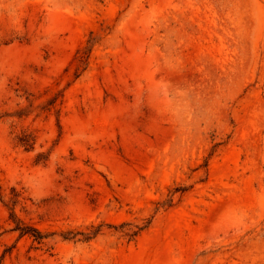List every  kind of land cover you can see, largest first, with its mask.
I'll return each instance as SVG.
<instances>
[{
	"label": "rangeland",
	"instance_id": "rangeland-1",
	"mask_svg": "<svg viewBox=\"0 0 264 264\" xmlns=\"http://www.w3.org/2000/svg\"><path fill=\"white\" fill-rule=\"evenodd\" d=\"M0 264H264V0H0Z\"/></svg>",
	"mask_w": 264,
	"mask_h": 264
},
{
	"label": "trees",
	"instance_id": "trees-1",
	"mask_svg": "<svg viewBox=\"0 0 264 264\" xmlns=\"http://www.w3.org/2000/svg\"><path fill=\"white\" fill-rule=\"evenodd\" d=\"M23 142V141H22ZM23 146H25L26 148H31V145L30 143H28V141L26 140L24 143H22ZM145 227V226H144ZM144 227H141V228H137V232L141 231ZM19 231H21V233H28V231H25V227H18L17 228ZM99 230V229H97ZM96 232V231H95ZM136 232V233H137ZM30 235L33 237V239L37 242V243H41V241L43 240V235L39 232V231H36V230H33L32 233H30ZM133 235H135L133 233ZM85 240H86V237H85Z\"/></svg>",
	"mask_w": 264,
	"mask_h": 264
}]
</instances>
